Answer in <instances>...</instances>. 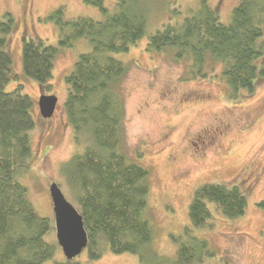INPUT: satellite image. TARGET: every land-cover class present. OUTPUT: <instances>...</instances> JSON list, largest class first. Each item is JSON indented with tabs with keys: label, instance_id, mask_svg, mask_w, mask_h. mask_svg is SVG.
Here are the masks:
<instances>
[{
	"label": "trees",
	"instance_id": "trees-1",
	"mask_svg": "<svg viewBox=\"0 0 264 264\" xmlns=\"http://www.w3.org/2000/svg\"><path fill=\"white\" fill-rule=\"evenodd\" d=\"M104 12L102 19L79 15L64 17L63 5L47 17L58 25L59 43L71 46L86 38L91 49L82 52L65 76V111L78 145L61 164L69 189L79 205L88 231L90 258H99L109 247L115 253H136L142 264H198L211 253L208 241L194 233L211 216L210 202L234 218L245 213L247 197L238 184L205 182L189 205L191 226L179 240L174 255L159 252L152 244L148 219L150 169L131 156L125 144L126 102L124 84L128 62L112 52L127 51L143 37L149 22L146 0H117L112 11L104 0H86ZM182 21L167 23L149 34L147 48L168 52L174 61H185L183 79L207 76L219 69L230 98L253 91L264 72V0H239L231 19L223 22L218 11L201 0ZM15 28L10 12L0 17V264H43L54 255L46 238L50 220L28 197L20 176L30 167L31 129L35 125L34 101L19 82L6 90L13 70L9 34ZM22 65L44 93L60 48L43 38L22 35ZM218 73V72H217ZM17 77V75H15ZM264 207V200L259 202ZM56 264H80L67 259Z\"/></svg>",
	"mask_w": 264,
	"mask_h": 264
},
{
	"label": "rangeland",
	"instance_id": "rangeland-1",
	"mask_svg": "<svg viewBox=\"0 0 264 264\" xmlns=\"http://www.w3.org/2000/svg\"><path fill=\"white\" fill-rule=\"evenodd\" d=\"M117 0H104L112 11ZM239 0H208L223 22L231 19ZM149 22L146 32L127 51L112 54L129 64L125 80V146L128 153L150 169L148 219L153 229V246L161 253L174 255L179 240L191 226L189 205L196 188L205 182L238 184L247 197L245 213L226 217L210 202L211 216L194 233L208 241L211 253L198 264H264V72L253 91L240 97L228 96L219 69L207 76L183 79L185 61H174L168 52L147 48L149 34L167 23L182 21L201 0H146ZM63 5L64 17L79 15L102 19L104 12L86 0H0V17L10 12L15 28L9 34L13 70L6 90L19 82L34 101L35 125L31 129L30 167L20 176L35 208L50 220L46 234L55 246L54 255L43 264L72 259L80 264H142L136 253H115L107 247L99 258H90L87 245L68 258L56 234V219L51 182H56L65 197L79 210L61 164L77 151L74 128L65 111L66 75L82 52L91 49L86 38L71 46L60 45L58 25L48 15ZM25 34L57 45L51 79L58 97L54 114L41 115L38 99L44 93L39 82L23 71L22 49ZM264 43V34L260 38ZM264 63V56L262 57ZM218 72V73H217ZM17 75V77H15Z\"/></svg>",
	"mask_w": 264,
	"mask_h": 264
},
{
	"label": "water",
	"instance_id": "water-1",
	"mask_svg": "<svg viewBox=\"0 0 264 264\" xmlns=\"http://www.w3.org/2000/svg\"><path fill=\"white\" fill-rule=\"evenodd\" d=\"M58 97L54 93H42L38 99L40 113L43 117H51L56 109ZM53 201L56 234L65 255L73 258L88 243V231L81 212L65 197L56 182L50 184Z\"/></svg>",
	"mask_w": 264,
	"mask_h": 264
},
{
	"label": "flooded vegetation",
	"instance_id": "flooded-vegetation-1",
	"mask_svg": "<svg viewBox=\"0 0 264 264\" xmlns=\"http://www.w3.org/2000/svg\"><path fill=\"white\" fill-rule=\"evenodd\" d=\"M52 183V182H51Z\"/></svg>",
	"mask_w": 264,
	"mask_h": 264
}]
</instances>
